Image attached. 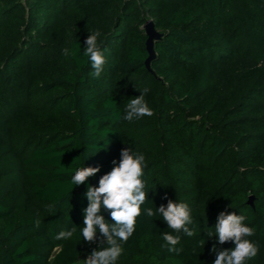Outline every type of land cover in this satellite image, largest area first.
Here are the masks:
<instances>
[{
  "label": "trees",
  "instance_id": "1",
  "mask_svg": "<svg viewBox=\"0 0 264 264\" xmlns=\"http://www.w3.org/2000/svg\"><path fill=\"white\" fill-rule=\"evenodd\" d=\"M95 31L99 78L83 54ZM144 88L153 115L124 120ZM127 147L145 156L148 199L117 264H213L221 211L246 217L258 253L245 264H264V0H0V264H83L107 247L83 241L87 185L70 181L100 166L98 186ZM169 199L191 208L178 252L143 214Z\"/></svg>",
  "mask_w": 264,
  "mask_h": 264
},
{
  "label": "clouds",
  "instance_id": "2",
  "mask_svg": "<svg viewBox=\"0 0 264 264\" xmlns=\"http://www.w3.org/2000/svg\"><path fill=\"white\" fill-rule=\"evenodd\" d=\"M99 36L100 32L95 31L84 41L83 54L91 62L93 69L91 75L94 78L100 77L106 63L104 53L98 45ZM63 54L68 55L69 50L63 49ZM148 91V88H144L138 97L130 99L125 108L126 114L122 117L124 120L131 122L134 119L153 115L152 109L145 100ZM85 158L86 156L82 157V161ZM111 163L112 169L99 178L98 186L95 187L88 184V181L100 172V166L78 167L71 176L70 183L73 186L87 185L84 195L88 203L83 209V227L80 229L83 241L94 243L102 237L101 245H107L93 249L83 260V264H117L123 253L122 245L134 233L137 218L142 214L141 206L148 199L145 181L142 179L146 167L143 153L134 152L131 147L122 148L119 163L115 159ZM104 211L109 213L113 223L105 219L102 214ZM143 214L147 217L159 215L172 233H176V235L162 233L165 241L162 247L167 246L169 251H180L176 248L181 239L179 233L188 237L194 235L188 227L193 221L191 208L187 203H177L169 199L166 206L161 204L158 208L143 209ZM245 219V216L237 215L235 212L221 211L217 215L214 232L208 231L207 237L215 236L216 243L220 245L232 242L234 247L217 249L214 243L211 251L215 253L216 258L213 264H245L257 255L258 246L248 239L254 235V230L244 223ZM74 232L75 228L61 231L55 238L68 240L72 238Z\"/></svg>",
  "mask_w": 264,
  "mask_h": 264
},
{
  "label": "water",
  "instance_id": "3",
  "mask_svg": "<svg viewBox=\"0 0 264 264\" xmlns=\"http://www.w3.org/2000/svg\"><path fill=\"white\" fill-rule=\"evenodd\" d=\"M143 28L144 33L147 36L145 46L148 53V56L145 59V66L147 67V69H149V62L154 57L153 43L154 41L158 40V38L160 37V33L154 29L153 21L150 19L144 23Z\"/></svg>",
  "mask_w": 264,
  "mask_h": 264
}]
</instances>
